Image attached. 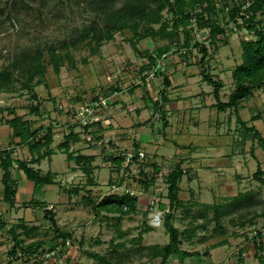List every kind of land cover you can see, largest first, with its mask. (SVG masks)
Wrapping results in <instances>:
<instances>
[{
    "label": "rangeland",
    "instance_id": "1",
    "mask_svg": "<svg viewBox=\"0 0 264 264\" xmlns=\"http://www.w3.org/2000/svg\"><path fill=\"white\" fill-rule=\"evenodd\" d=\"M125 1L132 0H116V3L111 5L117 8ZM104 6V0H0V72L8 67L12 69L10 78L0 83V120L7 124L8 133L10 131L11 134L13 128L7 120L16 115L30 120L34 128L45 126L39 131L37 138L43 137L48 133L49 128H52L51 148L53 151L56 150L54 156H52L54 152L50 155L51 161L46 156L32 164L42 173L51 171L55 174L56 182L44 185L41 190L35 191L32 181L30 186L25 185L18 177L19 173L24 171L17 162L13 164L12 174L16 180L17 193L13 204L0 205L5 213V219H1L0 216V257L5 256V261L0 264H24L27 261L28 264H33L36 261L50 260L43 259L42 256L52 249L57 253L52 256L49 264H99L90 253H100L110 258L114 264H159L160 257L148 259L147 246L153 242L163 244L169 241V234L163 224L164 215L170 208L169 199L166 197L168 184L164 172L167 168H175V161H169L159 152L166 151L171 156L177 154L180 156H176V159H183L182 153L185 150L183 148H189L186 146V140L183 142L184 139H179L185 145L177 147L172 138L186 122L182 123L181 115L177 117L171 115L170 119H166V116L163 118L161 114L160 117L156 116L152 129L148 128L147 132L156 131L159 144L167 142L169 146L166 150L159 147L155 150L151 142L150 144L143 142V145H146L142 149L145 156L138 162H132L133 160H127V155L128 152L134 151L131 148L134 147L135 138L138 137V130L137 134L133 131L130 135L128 138L130 142L123 144L120 140V143H117L121 144L119 148L112 143L115 134L108 131L103 133L98 123L90 131L83 130L77 122V105L79 107L82 102L89 103L95 100V96L109 95L107 105L100 109L104 120L99 122L104 125L109 124L110 118L106 114L109 113L110 103L112 101L117 103L119 99L114 100V98L121 97V93L118 95L112 90L114 87L111 86V82L114 76L126 74L128 82L132 80L133 83L136 73V80H142L137 85L140 97L146 99L152 96L156 99L164 86L165 75L164 71L161 74L156 72L149 81L144 79V76L156 70L151 59L143 54L145 51H148L158 62L160 61L164 68L168 61L169 67L174 66L176 69L173 73L178 78L185 74L183 70L194 65L195 69L200 71L202 78L203 72L207 71L215 79L225 80L226 87L222 89L221 98L227 100L233 89V78L228 71L241 62V39L255 37L252 33L249 34L247 29L238 28L232 20L228 23V10L223 1L219 2L218 7L221 10L218 11V15L226 31L220 33L215 42L207 40L209 27L199 28L194 18L190 24L191 46L185 47L183 44L186 39L182 32L183 27H180V39L151 35L139 39L133 29L125 28L122 31H115L112 39L99 40L95 34L98 35L100 32L93 31L87 35L85 31L92 27L100 31L105 26ZM162 13L170 29L174 15L168 12L167 8ZM238 19L241 23V18ZM137 21L139 22L137 32H145V27L150 24L147 25L139 16ZM161 22L151 25L159 29ZM163 45H170V50L163 53L165 56L163 54L157 56V47ZM203 45L205 51L201 50ZM38 52H41V62L46 66V72L36 76L32 87L41 101L42 115L32 111L31 106L36 105L38 100L33 98L32 91L25 87V76L20 68H14V63L22 61L25 54L29 53L31 56ZM52 53L57 55V58L58 55L62 56L59 72L54 69ZM134 63H137L138 68L131 66ZM146 65L149 68L144 75H141L145 69L140 68ZM39 77L45 80L37 85L35 82ZM154 78L156 79L153 81ZM124 82L117 83L120 86ZM145 82L149 84L145 85ZM197 83L201 90V83ZM207 83L205 81L203 87L207 86ZM103 90L105 94L101 93ZM126 91L132 93L131 87H126ZM212 97L217 101L215 96ZM253 97L248 102V108L240 110V115L242 113L244 118H249L250 114L255 116L252 113L258 111L264 112V86L255 89ZM123 100L124 103L128 102ZM146 106L153 111V103ZM9 107H13L14 112H9ZM118 109L124 111L126 108L118 106ZM216 109L218 110L217 107ZM216 109L212 111L210 117L214 118L213 121L220 117L223 122H220V127L213 124L215 126H211L214 130L212 133H208L211 128L206 120H201L202 123H206L204 125L200 124L197 127L191 125L195 137L190 138L187 143L192 146L189 150L196 157H203L208 152L212 164L208 167L209 160L203 165L198 161L197 164L192 163L190 166L192 171L184 176L179 193L184 204L173 210V223L181 231L186 230L187 235L192 237L188 238L184 234L181 236L180 246L188 251L205 253L218 242L229 240L232 241L234 249L230 255H238V248L245 246L251 249L253 254L258 255L253 264H261L260 260L264 261V215L261 214L264 209V185L254 177V174L259 167L264 170V143L258 138H248L243 148L239 145L235 149L237 153L230 155L220 152L218 149L224 147L230 151L233 132L237 131L235 129H238L235 133L238 141H241L244 133L241 132L243 127L236 120L237 115L232 108L225 110V115ZM204 115L202 114V119ZM167 120L169 122L171 120L172 123L164 127ZM251 124L252 122L249 121V125ZM253 126L264 137V121L257 122ZM141 129L146 131L145 127ZM244 131L246 130L243 129ZM70 133L77 134L81 139H78L80 142L76 144L70 138L68 144L65 143ZM87 133L92 137L91 140L86 138ZM110 137L111 143L107 139ZM37 138H33L31 142L34 143ZM18 141L19 137H15L9 144L16 146V151L20 149L18 154L13 153V156L30 160L33 157L30 145L20 144ZM9 145L0 143V148ZM82 150L85 154L80 153ZM70 153L74 156L83 154L92 157L86 163L92 169L90 179L75 159L70 162L68 157ZM118 156L126 158L121 165L113 160ZM128 162L130 166L126 167ZM154 163L156 167H151L150 165ZM182 167L187 168L186 165ZM152 175L155 177L154 183L149 190H145L143 182L146 177L150 178ZM76 187L80 188L79 192H72L71 189ZM115 193L137 195L139 197L137 209L130 213L111 212L105 209L96 211L89 201L98 203ZM239 193H250V195L245 200L235 203ZM0 195H3L1 191ZM160 202L168 204L164 212L158 210ZM212 204L219 205V219L214 216V208L207 206ZM155 216H158L157 220L160 219L159 223L154 221ZM51 217L56 219L60 229L72 233L65 243L55 237ZM2 220L6 222L2 223ZM150 224L155 226L156 234L145 230ZM12 227L18 239H22L24 246L39 240L43 241L35 254H26L21 249L24 246L20 244L17 246L19 242L10 232ZM245 253L249 254L247 250ZM34 258L36 260H33Z\"/></svg>",
    "mask_w": 264,
    "mask_h": 264
},
{
    "label": "trees",
    "instance_id": "2",
    "mask_svg": "<svg viewBox=\"0 0 264 264\" xmlns=\"http://www.w3.org/2000/svg\"><path fill=\"white\" fill-rule=\"evenodd\" d=\"M225 3V7L228 10V23L232 21L240 29H247L248 33H252L254 38L243 37L241 39L242 46V55L241 62L238 63L232 72L233 78V89L228 95L227 100L221 99V89L224 87V82L220 79H215L210 72L204 71L203 78L208 83L213 86V94L216 98V103L213 105L218 108V111H225L229 108L235 110L237 115V121L241 126L247 131L248 136L251 135L252 138H258L259 141L264 143V137L260 132L252 125L247 126V122L242 119L239 114V108L243 102L247 99H250L254 95V90L264 86V0H132L131 2L125 1L121 6L114 8L112 3H116V0H104V15H105V26L100 29L92 27L86 29V34L89 35L91 32H100L98 35L95 34V37L100 39H112L114 37L115 31H122L125 28H131L134 30L135 35L141 38H145L146 35H151L152 37L160 36L162 38L169 37L173 39L177 37L180 39V27H183L182 32L185 35L183 44L186 46H191V32L192 19L194 18L195 23H197L199 28L209 27V35L207 40L215 42L218 39L220 33H225V28L222 22L220 21V16L218 15L219 2ZM167 8V11L174 15L172 26L170 29L167 25V20L164 19L163 10ZM137 16L141 20H144L146 24H150L145 27V32L138 33L137 26L139 22L137 21ZM241 18L242 22H239L238 18ZM164 19L163 22H161ZM232 20V21H231ZM231 21V22H230ZM161 22L159 29L153 27L154 23ZM102 31H104L102 33ZM170 50V45L159 46L156 49V55L162 56L164 52ZM203 51L206 50L204 45L202 46ZM147 57H149L155 65H158V61L154 58L148 51H145ZM54 53L51 55V59L54 65L56 72L60 71L62 66L61 60L62 56L58 55L56 57ZM157 61V62H156ZM74 64V62L72 61ZM24 65V66H23ZM14 68H20L21 73L25 76V87L29 88L32 91V97L38 100L36 105H32V111L37 114H43L40 111L41 101L38 98V94L33 90L34 79L36 76L43 75L46 72V66L41 62V52H38L34 55L25 54L22 58V61H17L14 63ZM157 73H162L160 67L157 66ZM11 68H5L0 72V83L2 80L9 79L11 76ZM44 78L39 77L35 84H42ZM171 81L167 75L164 76V88L160 91L161 98L164 100L168 99V94L166 88L170 85ZM98 99L95 96V100ZM13 107H9V112H14ZM164 116V115H162ZM260 115H255L254 118H259ZM7 123L13 128L12 137H19L18 143L20 144H29L30 150L33 157L30 160L18 159L13 156L15 151L14 146H9L3 149H0V167L3 171L2 174V183L4 186V201L10 204L14 203L15 195L17 193L16 180L12 174L13 164L18 163V166L24 171L27 178L34 183V190H41L42 187L46 184L54 183L55 174L51 171L42 173L41 170L35 168L32 164L39 162L42 158L50 156L54 151L51 148L53 141V131L52 128H49L48 133L43 137L37 138L39 131L42 130V127L34 128L30 120H25L23 117L16 115L12 119H8ZM167 123V121H165ZM75 136L74 133H70L67 136L65 143L68 144V141L71 137ZM37 138L33 143L31 140ZM76 138V137H74ZM137 147L139 143H136ZM135 154L132 158V162L140 161L138 154ZM69 159H75L84 169L88 178L92 174L91 166H88V160L92 157L79 154L74 156L73 153L68 155ZM125 156L114 157L113 160L117 162L118 165H121L125 162ZM92 161V160H91ZM130 166L129 162L126 167ZM151 167H156L155 163L150 165ZM142 174L148 176L144 172ZM184 174V171L180 165H177L172 170L168 171L165 174V181L168 184V198H169V211L165 213L163 224L166 228V231L169 234V242L164 245L160 244H151L147 246L148 254L152 258L161 257V263L165 264L168 258L173 253H181L184 256H192L199 254V251H188L182 249L180 244L182 241V234L188 237L186 230L181 231L178 227L173 224L174 212L173 210L178 209L183 205V201L179 197V182ZM264 170L260 167L254 174V177L259 180L264 185ZM155 177H146L143 182L145 190H148L154 183ZM80 190L79 187L71 189L72 192L78 193ZM250 193H239L237 195L235 203L245 200L246 197H249ZM89 199V198H88ZM139 197L137 195H128V194H110L109 196L103 198L100 202L91 201V204L94 206L96 211L102 209L111 211V212H121V213H130L137 209ZM44 205V204H42ZM161 207H164L163 204H160ZM209 208L212 206L214 208V216L216 219L220 218L219 205L212 204L207 205ZM264 215V209L261 212ZM51 221L54 225L55 237L61 239L64 243L68 238L72 236L70 231H64L58 226L56 219L51 217ZM5 223V221H2ZM149 229L147 225L145 230ZM10 232L15 235V239L22 245V239H18V235L12 227ZM43 244V241L39 240L33 243H30L24 246L22 251L26 254H35L38 248ZM218 244V243H217ZM215 244L214 246H217ZM220 244V243H219ZM16 250V249H15ZM15 252V251H14ZM91 256L99 261V264H114L112 260L100 253H90ZM261 264H264L263 259L260 260ZM120 264V263H117Z\"/></svg>",
    "mask_w": 264,
    "mask_h": 264
},
{
    "label": "crops",
    "instance_id": "3",
    "mask_svg": "<svg viewBox=\"0 0 264 264\" xmlns=\"http://www.w3.org/2000/svg\"><path fill=\"white\" fill-rule=\"evenodd\" d=\"M145 57L148 58L146 55H145ZM169 58H171V57H169ZM167 62L165 63L164 70L161 69L164 71L163 74L167 75L171 81L170 85L166 88V91L168 90L167 91V94H168L167 100L162 99L161 95H160V91L164 88V86L159 91V96L156 99L152 96H151V98L146 97V99L141 98L140 97L141 94L139 93L138 88H137V85L140 83L136 82V81H138V80H136L137 79V73L134 74L135 80L133 83H132V80H131V82H128L126 74L118 75V76L113 75L114 79L111 82V86H113L114 88L112 87L113 88L112 90L118 91V95L121 93V97L117 96L116 98H114V100L119 99V101L117 103H114L113 101L110 103L109 113L107 112V114H106L110 118L109 119L110 123L108 122L109 124H106V125H104V123H98V124H99V127L102 129L101 131H103V133L105 131L106 132L108 131V132H112V134H115V135H113V140L114 139L115 140L112 141V143L116 144L118 147H119V145H121V144H117V143H120V140L123 144L130 142L128 138L133 133V131H135L137 134V130H138V137L135 138L136 140H135L134 147H132V144H130L132 147L131 148L132 150H134V151H137L139 149L142 150L146 146V145H143L145 142H146V144L147 143L150 144L149 142H151V144L154 146V149L155 148L158 149V147H159V148H164V150H166L167 147L169 146V143L166 142L164 144H159V142H158L159 137H158L157 132L154 130L151 132L150 131L147 132V129L148 128H149V130L152 129L153 120L155 118L156 113H160L161 115H164V116H162L163 118L166 116L165 117L166 119L167 118L170 119V118H172V116L177 117L178 115H181L183 117V119H181V120H183L182 123L186 122V124H184L183 127H181L180 129H178L176 131V134L173 136L174 138H172V140H174V143L177 147H180L182 145L184 146L185 143H183V142L186 140V146H188L189 148H183V149H185L184 153H182V155L184 156L183 159L182 160L176 159L175 158L176 156H180L177 154L175 156H171V154H168L166 151L165 152H159V154L162 157L166 156V159H169V161H171V162L175 161L174 162L175 167L177 165H180L181 167L186 165V167L188 168L187 169L185 167H182L184 174H183V176L179 182V186H180L179 193H180L181 183L185 179L184 176L186 174L188 175L189 171H192V169L190 167V166H192V163L197 164V162L199 161V164L203 165V164H206L207 162H209V160L211 158V157H209L210 155L208 152L203 157H199V156L196 157L192 154V151L189 150L192 146L187 144V143L189 142L190 138L195 137V135H194L195 131L191 127V125L193 127H197L200 124L204 125L206 123H202V122L204 120H206L208 122V125H210V128H211V129H209L208 133H212L214 131L212 129V127L215 126L213 124H216L217 125L216 127H220V122L222 123L223 119H220V117H218V118H215V121H213L214 118L210 117L212 115V111L214 109H216V107L213 106L216 103V101L212 97V96H214L213 89H212L213 86L210 83L209 84L207 83V86L203 87V84L205 83L206 80H204L202 78L200 71L197 70V68L195 69L194 65H190V66H188L189 69L187 68L189 71L187 69L183 70V71H185V74L180 75V77L178 78L177 75L173 73V71H176L174 66L172 68H170L169 67L170 63L167 64ZM149 63H151V62H149ZM152 65L156 66L155 63H152ZM131 66L138 68L137 63H134ZM148 68H149L148 65H146L144 68L141 67L140 69H145L141 73V75H144V72H146V70ZM192 68H194V69H192ZM233 68H230L228 71V72H231V76H232ZM133 70L136 71V69H134V68H133ZM196 72H198V73L193 75V73H196ZM141 75H139V76H141ZM123 79L125 82L123 81ZM155 79L156 78H154L153 81ZM221 79H222V77H221ZM117 82H119V83L124 82V83L120 84V86H119L118 85L119 83H117ZM197 82L201 83L200 84V86L202 85L201 90H200ZM223 82H224L223 88H225L226 87V83H225L226 81L224 80ZM232 83H233V81H232ZM146 84H149V83L145 82V85ZM210 85H211V88H210ZM126 87L127 88L131 87L132 93H128L126 91ZM222 89H221V97L223 95ZM104 91L105 90H103L101 93H104ZM256 94H257V92H256ZM253 98L254 97H252V99ZM123 99L127 100L128 102L124 103ZM250 101H251V99L243 102V104L239 108V114H240L241 109L248 108V106H249L248 102H250ZM152 103H153L154 109H153V111H150V108H148L146 105H148V104L150 105ZM118 106H125L126 109L124 111L120 110V109H118ZM232 110L236 114L235 110L234 109H232ZM40 111L43 112L41 106H40ZM216 111H218V110L216 109ZM247 111H250V110L247 109ZM225 112L226 111H220V113H223L224 115L226 114ZM202 114H205L203 119H202ZM252 115H260V116H259V118H254L255 116H251V114H250L249 118H244V117H242L243 116L242 113L240 116L242 117V119L244 121L247 122L248 126H252L253 124H256L257 122L263 123L264 112L258 111L257 113H252ZM184 116H186L187 118L184 119L185 118ZM231 118H232V115H231ZM184 120H186V121H184ZM201 120H203V121H201ZM228 120L229 119L227 118V121ZM248 120L250 122H252L251 125H249ZM253 121H254V123H253ZM170 123H172V121L170 120V122H169L167 120V123L164 124V127ZM143 127L146 128V131H143L141 129ZM256 127L258 128V126H256ZM243 129L241 132L244 134H243V138L240 139L241 141H238V137L235 135V133L238 132V129H235V131L236 130L237 131L233 132L232 145L230 144V146H229V148H231L230 151H227L226 147L219 148L218 150H220V152H225V154L231 155V154L237 153V151L235 149H237L239 147V145H242L241 147L243 148L246 139H248V138L253 139L251 137V135L248 136L247 131L243 132ZM74 137H76V138H74ZM196 137H198V136H196ZM78 139H80V137L77 134L75 136L71 137V141L75 142L76 144L79 143L81 140V139L80 140H78ZM107 139L111 143V140H112L111 137L107 138ZM179 139H184V140H182L183 142H181V140H179ZM13 141H14V138L12 137L11 132L9 131V133H8L7 124H5L4 122H2L0 120V143H5V144L7 143L9 145ZM136 143H139L138 147H137ZM238 143H240V144H238ZM9 146H5V147H9ZM14 147H16V146H14ZM208 148H209V146H208ZM18 150H20V149H18ZM18 150L17 151L15 150L14 154L17 155ZM205 150H207V147H205ZM209 150H210V148H209ZM55 152H56V150L54 149V153L52 154V156L55 155ZM241 152H243V151H241ZM80 153L85 154V152H83V150ZM238 153H239V150H238ZM52 156H49L48 159L50 160L51 159L50 157H52ZM70 160H71L70 162H73V159H70ZM215 161H216V159H215ZM210 164H212L211 160H210L208 167H210ZM172 169L173 168H169V169L167 168V170L164 172V174H166L168 171H170ZM2 174H3V171L0 167V191L3 194V195H0V205H2L3 203H7L4 201V189H3L4 186H3V183L1 180ZM18 177L27 186H30V184L32 183L31 180H29L27 178V176L24 172H22V173L20 172ZM190 178H191V176H190ZM31 186H33V185H31ZM31 192L33 193L34 191L32 190ZM31 192H29V193H31ZM166 197L168 198V192H167ZM160 204H163L164 207H161ZM167 205L168 204L165 202H160L158 210L164 212L163 210L166 208ZM0 208H1V210H0L1 219L2 218L5 219L4 208L3 207H0ZM164 217H165V215H164ZM2 221H5V220H2ZM173 224L175 225V223H173ZM175 226L177 227V225H175ZM156 228H158V227H156ZM147 232L156 234L155 226L153 224H150ZM188 238H192V237L188 236ZM168 240H169V237H168ZM168 242L169 241H165V243H168ZM231 242L232 241H229V240L218 242L217 246H214L209 251L207 250L205 253H199L197 255H192V256H184L181 253H173L168 258V260L165 264H253L254 263V260L256 259V257H258L257 253L253 254V251L251 249L246 248L245 246H240L238 248V255L239 256L235 255V254L230 255L231 253H233V250H234L232 247L233 243H231ZM165 243L161 244L159 242L158 243L153 242L150 244L164 245ZM182 249H184V248H182ZM246 250L249 253L248 255L245 253ZM149 258L151 259L152 257L149 255L148 259ZM156 258H158V257H156ZM153 259H155V258H153ZM2 261H5L4 255H1V257H0V262H2ZM50 262H51V259L45 260V261H36V263L33 262V264H49ZM13 263H16V262H13ZM160 263H161V257H160ZM6 264H8V263H6ZM24 264H28V261L25 262Z\"/></svg>",
    "mask_w": 264,
    "mask_h": 264
},
{
    "label": "built area",
    "instance_id": "4",
    "mask_svg": "<svg viewBox=\"0 0 264 264\" xmlns=\"http://www.w3.org/2000/svg\"><path fill=\"white\" fill-rule=\"evenodd\" d=\"M166 54V53H165ZM164 55V54H163ZM165 56V55H164ZM161 62H158V65L155 66L156 70H154L153 72L149 73L147 76H145L146 80H150L151 77H153L156 72H157V66L158 67H162V69H164L163 64L161 66ZM142 82V80H139L138 83ZM115 94L118 93V91H114ZM109 96V95H108ZM105 96V97H99L96 100H91V102L89 103H80L81 105L78 107L77 105V111H78V117H77V122L78 124L83 127L84 131H90L93 129V127H95L97 125V123L102 122L104 120V117L102 116V112H100L101 108H104L109 100V97ZM160 117V113H157V115L155 114V117ZM89 133H87L86 138L88 140H91L92 137L90 135H88ZM100 144V143H99ZM137 154L136 151L133 152H128L127 155V160L130 161L132 160L133 156ZM139 157L142 158L145 156L144 151H138ZM16 166V164H15ZM158 216L154 218V221H157V223H159L160 219H158ZM156 223V222H155ZM56 250L52 249L49 250L47 253H44V255L42 256L43 259H51L52 256H55L56 254ZM33 260H36V258H34Z\"/></svg>",
    "mask_w": 264,
    "mask_h": 264
}]
</instances>
